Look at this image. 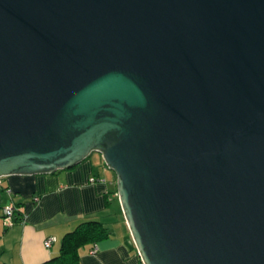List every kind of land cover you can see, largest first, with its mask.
Masks as SVG:
<instances>
[{
	"label": "water",
	"instance_id": "obj_1",
	"mask_svg": "<svg viewBox=\"0 0 264 264\" xmlns=\"http://www.w3.org/2000/svg\"><path fill=\"white\" fill-rule=\"evenodd\" d=\"M93 151L144 264H264V0H0V176Z\"/></svg>",
	"mask_w": 264,
	"mask_h": 264
},
{
	"label": "crops",
	"instance_id": "obj_2",
	"mask_svg": "<svg viewBox=\"0 0 264 264\" xmlns=\"http://www.w3.org/2000/svg\"><path fill=\"white\" fill-rule=\"evenodd\" d=\"M91 156L49 173L2 176L0 207L13 204L18 214L14 218L0 214V264H37L57 254L62 234L86 219L103 223L108 234L94 243L92 251L90 244L78 248L79 264L138 263L115 175L105 171L99 153L100 160ZM90 176L100 179L89 181Z\"/></svg>",
	"mask_w": 264,
	"mask_h": 264
},
{
	"label": "trees",
	"instance_id": "obj_3",
	"mask_svg": "<svg viewBox=\"0 0 264 264\" xmlns=\"http://www.w3.org/2000/svg\"><path fill=\"white\" fill-rule=\"evenodd\" d=\"M17 214L18 209L14 206L12 217ZM107 234V227L96 219L79 221L72 229L62 234L57 254L37 264H79L78 248L84 244L93 247L98 239Z\"/></svg>",
	"mask_w": 264,
	"mask_h": 264
},
{
	"label": "built area",
	"instance_id": "obj_4",
	"mask_svg": "<svg viewBox=\"0 0 264 264\" xmlns=\"http://www.w3.org/2000/svg\"><path fill=\"white\" fill-rule=\"evenodd\" d=\"M1 178H2V176H0V183H1ZM99 179H100V177H94V176H90L88 178L89 181H94V180H99ZM13 209H14V205L13 204H7V205H4V206H1L0 207V214L4 215L5 217L11 218L12 214H13ZM49 241H50V237L45 238L43 240V244L45 246H47L49 244ZM92 248L93 249H91V251L94 250V247H92ZM136 264H144V263L139 258V261Z\"/></svg>",
	"mask_w": 264,
	"mask_h": 264
},
{
	"label": "rangeland",
	"instance_id": "obj_5",
	"mask_svg": "<svg viewBox=\"0 0 264 264\" xmlns=\"http://www.w3.org/2000/svg\"><path fill=\"white\" fill-rule=\"evenodd\" d=\"M91 155H92L91 157H97V160H100V158H101V156H100V158L98 157V153H96V152H91ZM105 171H107V173H109L111 175L114 174V172L111 169H109L108 167L105 168Z\"/></svg>",
	"mask_w": 264,
	"mask_h": 264
}]
</instances>
